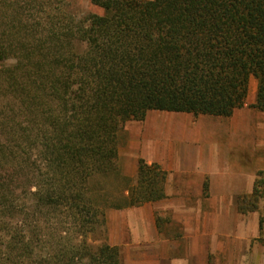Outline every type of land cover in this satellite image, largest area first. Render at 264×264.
I'll list each match as a JSON object with an SVG mask.
<instances>
[{
  "label": "trees",
  "instance_id": "16d2710c",
  "mask_svg": "<svg viewBox=\"0 0 264 264\" xmlns=\"http://www.w3.org/2000/svg\"><path fill=\"white\" fill-rule=\"evenodd\" d=\"M90 3L104 12L0 0V264H122L107 212L167 196V172L143 158L126 193L102 183L120 171L125 124L230 117L252 76L264 112V0Z\"/></svg>",
  "mask_w": 264,
  "mask_h": 264
},
{
  "label": "crops",
  "instance_id": "0c3cea01",
  "mask_svg": "<svg viewBox=\"0 0 264 264\" xmlns=\"http://www.w3.org/2000/svg\"><path fill=\"white\" fill-rule=\"evenodd\" d=\"M252 76L247 102L230 117L150 110L138 159L167 172L166 197L107 213L109 243L122 264H263L264 227L240 209L264 171V112ZM168 120L165 133L148 126ZM192 123L193 126H189Z\"/></svg>",
  "mask_w": 264,
  "mask_h": 264
},
{
  "label": "rangeland",
  "instance_id": "374dc122",
  "mask_svg": "<svg viewBox=\"0 0 264 264\" xmlns=\"http://www.w3.org/2000/svg\"><path fill=\"white\" fill-rule=\"evenodd\" d=\"M65 1L69 2L71 6L67 8H69V10L71 9V11L73 10V12L76 15L81 16V15H85L86 13L102 14L104 12L102 8L90 3V0H65ZM53 3L55 8L61 6L60 3H56V2ZM145 119L142 121L131 120L125 124L124 128L120 132V148H119L120 171L118 173L111 175L109 178L102 180V183L106 184L109 187L110 189L109 193H113V194L115 193L117 197L120 196L121 193H126L125 191L127 190V188L132 186V184L135 182V178L138 172L135 166H133L134 156L136 154V150L138 147L136 140L141 135H143V132H145V130L147 129V123L145 122ZM167 126H168V120L162 119L159 122L152 123V125L150 124L148 126V130H150L152 133L156 131L165 133ZM189 126H193V124L190 123ZM258 176H259L258 179H261L264 183V171H260L258 173ZM262 187H264V185H262L261 188ZM245 203L246 204L244 206L247 208V210H252L253 205L252 203H250V201H248V199ZM256 212H258L259 214L261 226L264 227V196L257 201ZM105 230H106L105 236L107 242L109 243L108 241L109 230H108L107 221L105 224ZM263 239L264 238H262V240Z\"/></svg>",
  "mask_w": 264,
  "mask_h": 264
}]
</instances>
